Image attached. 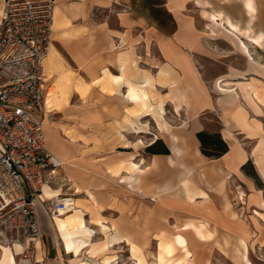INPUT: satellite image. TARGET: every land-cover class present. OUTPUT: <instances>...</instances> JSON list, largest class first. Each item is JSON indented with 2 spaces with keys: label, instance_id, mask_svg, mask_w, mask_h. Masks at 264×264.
I'll return each instance as SVG.
<instances>
[{
  "label": "crops",
  "instance_id": "obj_1",
  "mask_svg": "<svg viewBox=\"0 0 264 264\" xmlns=\"http://www.w3.org/2000/svg\"><path fill=\"white\" fill-rule=\"evenodd\" d=\"M5 2L0 0V23ZM131 4V0H57L53 43L45 62V73L48 79L46 98L50 96L52 99L47 107L61 103L60 108L54 106L49 111L62 112L65 117L74 118L75 128L80 131L100 118L101 121L110 118L112 138L118 143L122 138L119 137L121 132L128 142L121 147L132 151L111 155L101 162V167L94 163L97 169L92 184L83 181L88 167L75 160L77 139L69 136L60 141L50 124V127L44 126L46 143L48 141L50 144V149L47 148L58 159L64 160L62 170L83 194L76 197L77 205L93 220L92 224L102 233V240H109V243L112 240H131L144 249L152 240V234L161 232V225L168 218L173 219L182 230V233L175 235L174 242L169 243L173 250L184 240H194L193 244L198 245L204 240H218L219 235L230 237L244 234L242 236L248 238L246 207L233 206L229 194V177L241 173V166L247 157L242 151L230 147L222 156L210 158L201 152L196 134L200 130L211 131L210 122L199 119L198 114L210 113L216 107L223 113L226 109L220 99L222 97L210 92V80L206 79L193 58V53L206 50L198 29L190 18L184 17L178 21L176 32L166 35L150 25L144 17L136 15ZM245 4L250 12L255 10L253 0H245ZM99 9L109 12L107 17L97 18L95 10ZM218 15L213 12L210 17L217 19ZM227 20L233 28H237L236 23ZM226 31L232 33L230 29ZM221 37L224 38L210 35V46L218 44ZM263 37L264 30L260 29V32L256 30L253 38L259 43ZM137 41H144V49L146 42H154L159 58L154 66L151 63L138 73L135 72L136 60L133 59ZM255 45L262 49L260 44ZM241 47L246 48L242 41ZM104 68L112 72L106 70L107 77L108 74L121 77L118 81L108 77L112 90L110 94L97 89L100 82L95 83V79L102 76ZM161 69L167 71L166 77L159 75ZM148 76L155 78L152 84L145 82ZM222 77L238 79L242 76L234 75L228 67ZM129 83L144 84L150 102L152 95L149 90H154L160 94L158 100H163L164 105L170 103L174 110L179 111L181 107L184 110L190 124L173 127L170 131H167L164 115L160 112L143 115L151 116L157 122L159 131L167 133L165 141L170 153L147 155L139 149L138 155L135 153L134 131L144 126L135 122V116L129 112V108L134 106V101L128 98ZM81 84L90 86L89 91L91 94L94 91L98 101L110 99L109 109L106 108L108 103L104 102L95 109L85 105L80 107L83 99L76 87ZM50 89L54 90L49 92ZM119 101L125 102L128 108L120 109ZM124 116L128 119H119ZM158 120L163 123L162 126ZM138 132L146 133L145 130ZM172 135H175L174 141ZM87 138L92 139L90 135ZM173 146L179 150L177 155ZM131 162L137 165L133 171L129 170ZM116 168L120 169L118 173L113 172ZM58 170L59 166L55 177ZM84 186H93L95 191ZM110 186L111 189H103ZM120 192L125 199H122ZM41 210L51 226L52 216L43 208ZM51 235V240H40L41 259L38 264H63L64 254L71 253L67 252L63 240L58 244L61 239L58 232L57 237L53 233ZM179 237L183 242L179 241ZM169 244L166 242L168 248L171 247ZM129 245L132 251L136 250L133 243ZM89 247L95 246L90 244L84 249ZM165 256L169 259L170 254L166 253ZM15 257V263H4L0 247V264H24L23 259L18 260V254Z\"/></svg>",
  "mask_w": 264,
  "mask_h": 264
},
{
  "label": "rangeland",
  "instance_id": "obj_2",
  "mask_svg": "<svg viewBox=\"0 0 264 264\" xmlns=\"http://www.w3.org/2000/svg\"><path fill=\"white\" fill-rule=\"evenodd\" d=\"M131 1L132 9L136 15L144 17L150 25L156 26L160 32L166 35H173L178 29V21L184 17L190 18L195 28L198 29L201 43L206 50L203 53H193V58L199 64L206 79L210 80V85L208 84L210 92L215 96L222 97L220 99L223 100L226 108L224 109L225 114L216 107L210 113L206 111L198 114V118L210 122V130L220 132L221 136L228 141L229 149L233 147V149L240 150L247 157L241 166V173L229 177V194L233 206L237 208L246 207L244 210L249 217V233L246 235L248 238H244L242 236L244 234L230 237L219 235L221 240H219L220 238L218 240H204L198 245L193 244L194 240H184L182 245H175L173 250L169 243H171L170 241L174 242L175 235L182 233V230L173 219L168 218L163 221L161 225L163 229L159 230L161 232L152 234V240H149L144 249L131 240H112L110 244L109 240L101 239L102 233L92 224L93 220L89 219V216L78 206L77 210L68 212L65 217L72 220L77 213H81L86 218L88 227L94 231L90 244L95 247L83 249L77 254L78 256L73 251H67L71 253L64 254L62 257L63 264L80 261H87L89 264H264V37L259 43L253 38L256 30L258 32L260 29L264 30V0H253L255 6L253 12L247 9L245 0ZM213 12L219 14L217 19L210 17ZM95 13L97 18H105L109 14L103 9L95 10ZM227 19L236 23L237 28H233ZM240 25L243 27L242 29H240ZM226 29H230L232 33ZM210 35L224 36V38L221 37L222 39L219 40L218 44L210 46ZM241 41L246 46L245 49L241 47ZM143 43L144 41H137L135 45L133 59L136 60L134 66L136 73L143 71L142 69L149 67L151 63L154 66L159 59L156 44L148 41L144 49ZM256 43L260 44L262 49L256 47ZM228 67L232 69L234 75L242 77L222 79V75L228 71ZM106 70L108 73L111 72L109 68H104L102 76L95 79V83L100 82L97 89L100 88L105 93L110 94L112 91L111 83L105 75ZM47 84L48 79L45 84V101L47 99ZM76 88L80 91L83 99L80 107L85 105L95 109L101 102H104L105 104L108 103L106 108L109 109L110 99L98 101L94 97V91L92 94L89 91L90 86L81 84ZM53 90L50 89L49 92ZM149 92L152 95L151 103L155 108L152 109L155 110L154 112H160L164 115L167 131L182 124H190L189 119L184 116V110L181 108L176 111L170 103L164 105V109H166L163 113L158 100L160 94L154 90H149ZM118 103L120 109L128 108L125 102L119 101ZM60 104L53 103L49 108L52 109L54 106L60 108L58 107ZM133 105L129 108L130 114L135 116V122L144 126L134 131L136 132L134 133L135 153L137 154V149H139L140 152L150 155L152 152L148 151L147 147L159 138L166 144L167 133L159 131L157 122L151 116H143L144 114H151L150 111L142 110L138 104L134 103ZM49 108L45 102L44 117L46 115V119L50 120L57 138L60 141L69 138V136L77 139L75 160L88 167L86 174L83 175L84 182L89 181L94 184L95 169H97L94 163L101 167V162L111 155L127 154L126 152L132 151L121 147L128 144L121 132H119V137H122L121 140L123 141L120 139L118 143L114 141L113 132L110 129V118L103 121L100 118L98 122H91V125L89 124L88 127L80 131L75 128L76 121L74 118L69 119L62 112H51ZM119 119L125 121L128 118L124 116ZM185 119L188 121L185 122ZM139 130H145L146 133H139ZM89 135L92 139L87 138ZM160 135L162 137H159ZM46 146L50 149L48 141ZM64 163L62 162L59 166L56 177V173H54L50 185L52 188L63 191L64 195L69 194L76 199L83 194H80L79 187H74L73 182H70L64 173ZM84 187L95 191L93 186ZM103 189H111V186L103 187ZM121 194L123 193L120 192V196ZM121 197L125 199V196ZM41 211L39 209L42 226L41 239L51 240V233L56 237L58 236L55 215L52 216L51 214L53 220L50 226V220L48 221L46 215ZM73 224L72 221L70 231H74ZM61 234L60 231L59 237L61 239L58 244L61 240L64 241ZM161 238L165 240H161ZM166 242L171 247L168 248ZM129 243L135 245V251H132ZM166 253L170 254L169 259L166 258ZM40 254L39 252L38 257H41ZM18 260H22L21 255H18ZM23 262L30 264L27 261Z\"/></svg>",
  "mask_w": 264,
  "mask_h": 264
},
{
  "label": "built area",
  "instance_id": "obj_3",
  "mask_svg": "<svg viewBox=\"0 0 264 264\" xmlns=\"http://www.w3.org/2000/svg\"><path fill=\"white\" fill-rule=\"evenodd\" d=\"M57 0H7L0 30V246L39 262V209L52 216L73 203L43 197L62 162L46 146L45 61L52 49Z\"/></svg>",
  "mask_w": 264,
  "mask_h": 264
},
{
  "label": "bare ground",
  "instance_id": "obj_4",
  "mask_svg": "<svg viewBox=\"0 0 264 264\" xmlns=\"http://www.w3.org/2000/svg\"><path fill=\"white\" fill-rule=\"evenodd\" d=\"M0 16H1V14H0ZM123 65H125V63H123ZM159 75H161V77L162 76L166 77L167 71H165L164 69H161ZM108 77L110 79H112L113 81H118L119 79H121V77H118L116 75H111V74L110 75L108 74ZM162 80H165V79H162ZM154 81H155V78L148 76L145 82L152 84ZM163 82H168V81H163ZM128 98L132 99L134 101V103L138 104L142 110L148 111V112L150 111L152 115L155 114L154 110L152 109V108H154L153 104L149 100V94H148L146 88L144 87V84L143 85H137L134 83H129ZM51 100L52 99L49 96L46 100L47 106L51 105V102H52ZM159 106L161 107V111L164 113V110L166 108L164 109L163 100L159 101ZM158 122L162 126L163 123H161L160 120H158ZM50 124L51 123H50L49 119H46V115H45L44 126L50 127ZM171 139H172V141H174L175 135H172ZM173 150H174L176 155L179 153V150L177 148H175L174 146H173ZM58 160H60L61 162H64V160L62 158H60ZM117 167H118V165H117ZM136 167H137V165L135 163L131 162L130 166H129V170L133 171V170H135ZM113 172L118 173L119 170L116 168L113 170ZM63 195H64L63 191H60V189L52 188L49 184L45 185V187H44L43 197H46V198L47 197H50V198L54 197L57 199H61V197ZM76 202H77L76 199H73L72 205H70L67 209H61L59 211V213L55 215V217H56L55 224H56V230H57L58 234L60 231L62 232L61 235L64 237L63 242H64L66 250L67 251H73L75 253V255L78 256L77 254H79V252H81L86 246L90 245L91 236H92V233L94 231H93V229H91V227L87 226L85 218L82 216L81 213H77L72 220L67 219L65 217V215L68 214V212L78 209V205ZM72 221L74 222V224H73L74 225V227H73L74 231H72V230L70 231V228L72 229V227H70ZM97 221L100 222V219L98 218ZM179 241L183 242L181 237H179ZM111 243H112V241H111ZM0 247L2 249L4 263H15V258H16L15 255L20 253L21 245L16 243L14 246H11L14 248L13 250L10 248V245H2ZM168 251H170V250L168 249ZM40 258L41 257H39V259ZM69 264H89V263L87 261H80V262L69 263Z\"/></svg>",
  "mask_w": 264,
  "mask_h": 264
},
{
  "label": "trees",
  "instance_id": "obj_5",
  "mask_svg": "<svg viewBox=\"0 0 264 264\" xmlns=\"http://www.w3.org/2000/svg\"><path fill=\"white\" fill-rule=\"evenodd\" d=\"M196 134L200 141L202 153L208 157L217 158L229 150V144L221 136L220 132L200 130ZM147 150L152 153L168 154L170 152L168 146L160 138L149 145Z\"/></svg>",
  "mask_w": 264,
  "mask_h": 264
}]
</instances>
